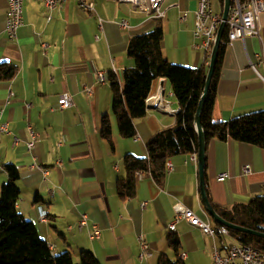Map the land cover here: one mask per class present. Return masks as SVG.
Instances as JSON below:
<instances>
[{"label": "crops", "instance_id": "1", "mask_svg": "<svg viewBox=\"0 0 264 264\" xmlns=\"http://www.w3.org/2000/svg\"><path fill=\"white\" fill-rule=\"evenodd\" d=\"M198 1L164 0L165 17L158 20L128 3L95 0L99 24L96 15L83 11L76 0H67L49 14L39 0H24L23 26L10 41L5 33L6 0H0V64L17 68L12 80L0 82V111L7 123V133L0 136V188L7 181L6 167L14 166L19 176L17 210L47 244L55 246L54 253L69 252L74 263L78 253L87 250L100 264H157L163 255L182 264H211L213 248L220 250L221 242L231 244L220 235L203 234L185 219L174 231L168 229L174 206L180 204L215 230L201 202L197 159L192 160V154L168 160L170 168L161 187L145 176L136 182L132 198L122 200L116 193L117 181L126 176L123 158H146L150 138L175 124V113L156 106L163 101L171 111L178 106L167 81L154 80L148 105L155 109L137 119L135 137L124 140L111 111L109 74L121 85L124 71L134 66L126 56L128 41L159 24L161 51L169 63L192 69L208 66L210 52L194 47ZM210 7L213 14H221L219 0H210ZM258 27L259 37L246 33L243 40L225 48L211 113L214 123L264 111L260 79L264 77V11ZM42 44L48 45L45 54L40 53ZM64 94L70 96L71 107L59 110L57 102ZM103 116L111 123L112 147L100 137ZM204 168L211 200L218 208L264 196L262 148L212 139L206 145ZM220 174L226 176L222 182L216 179ZM39 207L45 221L38 220ZM81 214L99 229V239L91 241L86 230L77 229ZM170 234L178 239L177 253L168 245ZM140 239L149 246L150 257L139 258ZM181 253L186 254L183 260Z\"/></svg>", "mask_w": 264, "mask_h": 264}, {"label": "trees", "instance_id": "2", "mask_svg": "<svg viewBox=\"0 0 264 264\" xmlns=\"http://www.w3.org/2000/svg\"><path fill=\"white\" fill-rule=\"evenodd\" d=\"M243 1V0H242ZM222 6L223 1L219 0ZM221 16V14H220ZM228 27L222 36L208 96L204 103L200 123L205 143L212 139H232L264 149V111L231 119L227 123H214L211 118L215 100V90L222 68L226 48ZM163 28L159 24L153 30L132 37L126 47V56L134 66L123 73L122 84L109 74L108 81L112 94L111 111L117 123L119 137L133 139L136 135L134 122L147 114L146 98L151 83L156 79L167 81L171 95L177 103L173 127L156 132L146 145V158L125 156L123 168L126 176L117 181L116 193L122 200L135 194V174L145 172L161 187L166 163L176 155L197 154L198 138L193 127V118L203 90L208 66L202 64L192 69L168 62L161 51ZM17 68L10 64H0V82L12 80ZM100 137L112 147L111 123L107 116L101 119ZM7 181L0 188V264H100L87 250L78 253V263H74L69 252L51 253L47 242L41 238L36 226L26 220L17 210L19 190L16 186L18 171L14 166L6 167ZM203 180L207 200L215 213L225 222L248 230L264 233V196L231 208H218L211 200L206 183L205 168ZM221 225L215 224V233ZM231 244L242 243L264 254V239L229 230ZM169 247L178 252L179 242L175 234L168 235ZM157 264H182L166 255Z\"/></svg>", "mask_w": 264, "mask_h": 264}, {"label": "built area", "instance_id": "3", "mask_svg": "<svg viewBox=\"0 0 264 264\" xmlns=\"http://www.w3.org/2000/svg\"><path fill=\"white\" fill-rule=\"evenodd\" d=\"M24 0H6L7 6V18L5 23V33L6 37L10 41H15L17 30L23 26V16H22V3ZM44 8L47 10L48 14L60 7L67 0H39ZM77 1V0H76ZM94 1L90 2H77L79 7L88 13L96 15L94 9ZM126 3L131 4L134 9L145 15H151L158 20H162L164 16V11L161 7L164 0H151V5H144L143 0H125ZM264 11V0H231V10L227 18L226 27H228L227 42L226 45L230 44L235 40H243L246 33L253 37H259L258 34V22L261 14ZM96 18L101 24V19L96 15ZM50 19V15L47 16ZM221 20L220 15L213 14L211 12L210 0H199L197 3L196 10L194 12V30L193 38L198 41L195 44V48L203 49L210 52L211 46L214 40L216 30L219 26ZM120 26L124 28L126 22H121ZM48 45L42 44L40 53L45 54ZM261 81L264 83V77H260ZM99 82L103 83L104 78L102 74H99ZM162 89H159V95L161 96ZM12 94H10L11 96ZM151 99V91L148 94L145 103ZM167 103L163 101V109L168 110L170 113H178V109L171 111ZM71 107V98L69 95H61L57 102V109L65 110ZM33 136L32 131L30 130ZM7 133V123L2 121V111H0V136ZM34 140L28 144V148L31 149L34 146ZM192 160H196V156L192 154ZM244 171L249 172V167H245ZM149 176L145 172H138L135 174V182L140 181L143 177ZM225 174H220L216 177L217 181H224ZM144 204H142L143 206ZM175 217L172 223L168 225L170 231H174L176 224L185 219L191 226L199 228L203 234L214 238L216 233L212 229L209 223L203 222L198 217H196L191 211L184 209L180 204L174 206ZM38 220L45 221L46 214L39 207L37 209ZM77 229L82 232L86 230L88 239L93 241L100 238V231L96 225L88 224V217L86 214H81L77 222ZM218 235L222 237H227L229 230L223 226L218 228ZM140 242V255L139 258L150 257L151 253L149 251V246L144 240H139ZM51 250L55 251V246L51 245ZM186 257L185 253L180 254V259ZM211 264H264V254L260 253L257 249L247 246L242 243H236L232 245H225L221 242L220 250L216 247L213 248L212 262Z\"/></svg>", "mask_w": 264, "mask_h": 264}, {"label": "water", "instance_id": "4", "mask_svg": "<svg viewBox=\"0 0 264 264\" xmlns=\"http://www.w3.org/2000/svg\"><path fill=\"white\" fill-rule=\"evenodd\" d=\"M222 12H221V20L219 23V26L216 30L214 40L211 46L210 54H209V61H208V69L205 77V82L203 86V90L198 102L197 110L193 118V127L196 133V136L198 138V151L196 154L197 159V172H198V179H199V191H200V198L202 205L207 212V214L210 216L212 221L215 224H219L228 230L237 231L241 233H245L248 235H252L261 239H264V233L258 232V231H252L248 230L239 226L232 225L230 223L225 222L223 219H221L213 210L211 205L209 204L207 200V196L205 193V187H204V180H203V172H204V166H205V149H206V143L205 138L203 134V130L201 128L200 123V116L201 112L204 106V103L208 96V88L211 81V78L213 76L214 67L216 64L217 54L219 50V46L222 41V36L226 29V22L227 18L229 16L230 10H231V0H222ZM148 110H153L150 106L147 107Z\"/></svg>", "mask_w": 264, "mask_h": 264}, {"label": "bare ground", "instance_id": "5", "mask_svg": "<svg viewBox=\"0 0 264 264\" xmlns=\"http://www.w3.org/2000/svg\"><path fill=\"white\" fill-rule=\"evenodd\" d=\"M115 1H116L117 3H126L125 0H115ZM77 2H85V1H84V0H77ZM143 3H144V5H151V0H143ZM158 91H159V89H158ZM158 95H159V94H158ZM154 96L157 97V94L154 95ZM152 98H153V95H152V91H151V99L147 101V104H146L147 107L149 106V105H148V102L151 101ZM159 98H160V97H159ZM160 103H162V102H160ZM156 107H158V108H156V109H158V110L161 109V110H162V109H163V103H162V105H160V106H156ZM153 109H155V108H153ZM147 111H150V110L147 109ZM169 168H170V164L167 162V163H166V169H169ZM48 249H49V251H50L51 253H54V250H51V244H48Z\"/></svg>", "mask_w": 264, "mask_h": 264}, {"label": "rangeland", "instance_id": "6", "mask_svg": "<svg viewBox=\"0 0 264 264\" xmlns=\"http://www.w3.org/2000/svg\"><path fill=\"white\" fill-rule=\"evenodd\" d=\"M226 239H227V241H232V239L229 237V236H227V237H225Z\"/></svg>", "mask_w": 264, "mask_h": 264}]
</instances>
